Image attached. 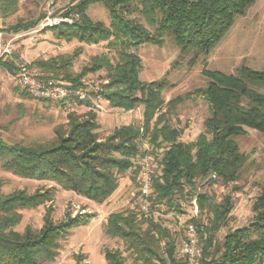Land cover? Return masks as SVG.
<instances>
[{"label": "trees", "instance_id": "16d2710c", "mask_svg": "<svg viewBox=\"0 0 264 264\" xmlns=\"http://www.w3.org/2000/svg\"><path fill=\"white\" fill-rule=\"evenodd\" d=\"M102 4L109 14L108 26L93 22L86 14L91 4ZM253 0H80L70 10L79 15L72 25L48 28L58 40H77L87 45L106 42L115 50L111 62L106 55L94 57L89 66L73 76V58L57 56L35 61V68L50 79L72 88L82 86L87 73L106 70L107 83L94 95L107 101L111 108L131 111L143 106V129L149 142L159 153L158 169L153 178L154 203L180 209L177 201L195 199L199 214L190 219L199 235L202 259L209 264H264V184L252 204L253 218L247 228L229 231L217 240V232L225 226L233 210L232 199L225 196L216 203L206 193L198 192V183L228 185L238 181L247 162L236 139L248 130L264 135V71L245 65L233 74L205 71L208 83L192 93L208 105L209 117L204 132L195 141H180L182 130L167 121L168 112H161V90L164 82H142L139 79L140 58L133 52L144 44L162 46L169 34L181 55H208L227 35L236 17H242L253 6ZM18 0H0L3 19L16 12ZM138 12L152 31L126 17ZM37 21H18L9 29L27 30ZM0 65L13 73L7 61ZM93 96V95H92ZM180 99L171 101L170 104ZM89 105L90 99L79 102ZM98 125L91 111L85 115H68L66 128L54 130V137L45 143L7 145L0 137V158L3 170L25 179L50 181L66 191L102 204L117 189V175L132 165L136 153L139 128L128 125L117 128L106 140L100 141L95 131ZM47 189L33 194L15 191L0 193V264H48L58 256L60 236L78 218L54 224L49 214L43 228L35 232L27 227L19 233V209L33 208L50 202ZM205 218V222L201 219ZM106 235L120 239L141 264H175V242L166 228L152 219L139 220L135 214L113 213L105 225ZM165 241L167 259L158 256ZM106 264H126L116 250H104Z\"/></svg>", "mask_w": 264, "mask_h": 264}, {"label": "rangeland", "instance_id": "374dc122", "mask_svg": "<svg viewBox=\"0 0 264 264\" xmlns=\"http://www.w3.org/2000/svg\"><path fill=\"white\" fill-rule=\"evenodd\" d=\"M50 1H53L50 11L53 15H58L70 10L80 0H18L16 12L7 16L0 28V60L7 61L14 67L13 79L10 74H5L4 77L0 74L1 139L7 145L45 143L54 137L57 127L66 128L69 114L81 116L89 111L95 115L98 125L95 133L100 141L106 140L117 128L128 125L139 128V138L131 167L125 173L117 175V189L102 204L63 190L53 182L25 179L6 172L3 170L4 158H0L2 195L15 191L33 194L47 189H50L52 195L50 202L19 209L21 220L14 230L22 233L30 227L35 232L40 231L47 213L54 224L69 217L78 218L79 223L60 236L58 256L48 264H106L105 249L118 251L126 264H141L120 239L105 233V225L111 214L131 212L139 220L152 219L166 228L174 239L176 252L180 241L186 236L185 228L190 224V219L197 218L199 214L196 200L177 201L180 209H171L163 203H154L151 198L155 207L151 208V213L146 217L139 216L136 213L138 207L133 209L132 206L140 188L142 151L149 149L147 156L150 155L154 175L158 169L159 153L162 151L154 149L144 132L143 106L137 105L131 111H123L111 108L102 98H95L94 95L107 83V72L104 69L87 72L80 80L82 86L72 88L59 80L48 78L33 65L35 61L68 55L73 58L70 72L75 76L89 66L94 57L106 55L111 62L116 57L115 50L109 49L106 42L97 45H87L77 40L66 42L58 40L48 28H42L40 24ZM253 1V6L244 16L235 18L227 35L208 55H199L197 58L192 54L181 55L169 34L165 35L162 46L144 44L133 51L141 61L139 79L146 83L164 82L160 92L163 101L161 112H168V123L182 130L180 141L193 142L204 132V121L209 117L208 105L192 93L203 89L208 83L205 71L231 75L240 65L264 71V0ZM86 14L93 22L106 26L110 24L109 14L102 4L89 5ZM126 17L152 31L138 12L126 13ZM18 21L37 22L32 28L14 33L9 28ZM23 64L71 93L64 98L49 99L35 97L19 89L16 77L19 66ZM87 99H90L89 105L78 103ZM176 99L180 101L170 104ZM236 142L241 153L247 156L238 181L226 186L220 183L211 185L208 182L197 184L198 192L206 193L216 203H220L225 196L232 199L233 210L225 226L216 234L219 241L229 231L249 226L253 218L252 204L264 184V135L248 130ZM201 220L205 222L204 217ZM199 248H202L200 241ZM164 252L165 241H162L158 256L163 260L167 259ZM209 261V258L204 259L206 264Z\"/></svg>", "mask_w": 264, "mask_h": 264}, {"label": "built area", "instance_id": "2783aa9c", "mask_svg": "<svg viewBox=\"0 0 264 264\" xmlns=\"http://www.w3.org/2000/svg\"><path fill=\"white\" fill-rule=\"evenodd\" d=\"M53 1L48 3V9L45 11L44 19L40 26L42 28H52L59 25H72L79 20V15L75 11H65L61 14L53 15L50 11ZM16 85L19 89L31 94L35 97L60 99L69 96L71 92L64 87L58 86L54 81L43 78V75L37 71L30 69L29 66L23 64L19 66L16 77ZM149 149L142 151L143 163L141 165V182L137 196L132 203L133 209L139 216L146 217L151 213L152 205V183L154 178L153 164L148 155ZM156 207H159L156 205ZM186 236L182 239L174 252L175 264H200L202 253L199 248V237L196 228L192 224H188L185 228ZM166 255V253L164 252ZM167 258V257H166Z\"/></svg>", "mask_w": 264, "mask_h": 264}, {"label": "crops", "instance_id": "0c3cea01", "mask_svg": "<svg viewBox=\"0 0 264 264\" xmlns=\"http://www.w3.org/2000/svg\"><path fill=\"white\" fill-rule=\"evenodd\" d=\"M4 19L1 17V15H0V28L2 27V25H3V23H4V21H3ZM1 37V36H0ZM4 62V61H3ZM3 72H5V73H3ZM0 74H2V76L4 77L5 76V74H10L11 75V77H12V79H13V74H12V72H9L8 70H6L4 67H2L1 65H0Z\"/></svg>", "mask_w": 264, "mask_h": 264}]
</instances>
